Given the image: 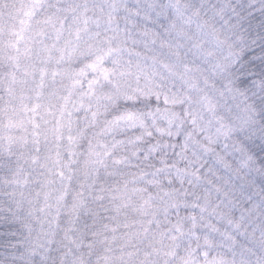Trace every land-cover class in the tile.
Returning a JSON list of instances; mask_svg holds the SVG:
<instances>
[{
  "label": "clouds",
  "instance_id": "clouds-1",
  "mask_svg": "<svg viewBox=\"0 0 264 264\" xmlns=\"http://www.w3.org/2000/svg\"><path fill=\"white\" fill-rule=\"evenodd\" d=\"M234 15L224 8L203 13L195 9L190 16L195 27L189 33L184 28L187 20H169L162 12L146 19L142 11L134 15L121 9V28L127 27L137 40L147 30L154 34L155 43L145 49L143 44L128 42L120 55V66L109 60L106 66L114 69L113 74L109 80L100 78L95 94L84 101L87 111L81 109V93L64 80L61 87L65 94L58 95L42 117L49 127L55 124L61 129L62 137L52 146H59L65 160L71 159L69 152L75 138L86 126L76 148L81 159L89 142L93 146H115L113 155L105 158L107 166L91 175L82 165L73 164L61 176L55 155L45 168L47 175L41 173L50 193L62 195L66 191L69 200L86 186L89 206L104 213L103 221L96 224V234L91 233L92 239L85 245L87 251L80 250L86 234L78 232L77 239L72 240L64 228L60 235L61 216L53 217L47 235H38V229L29 234L21 228L15 264H71L73 253L68 243L83 256L85 264H96V258L89 257L94 249L104 248L101 224L105 220L121 238L136 233L143 237V230L150 229L147 238L137 243L141 249L158 253L153 257L156 264H264V228L249 230V210L240 204L234 191L236 177L257 171L261 165L241 131L240 120L205 103L219 95L218 80L224 84V91H233L231 69L244 47L243 25ZM124 17L130 21L127 25ZM181 35L185 36L183 43L177 39ZM152 57L159 61L157 68L164 74L163 79L148 83L128 70V66L134 68L145 60L151 65ZM91 58L80 56L71 68L82 67ZM202 63L207 64L206 69L201 68ZM170 66L179 72L175 78L167 73ZM162 90L183 102L163 105L155 99ZM165 110L172 114L171 120L157 115ZM128 112L136 114L135 125L116 122L117 117ZM136 137H141L143 143L130 144ZM186 137H190L186 160L178 163L187 171L177 176L165 170L156 176L161 155H167L170 161L176 157L162 149L158 156L146 161L143 153L148 146L175 143L181 148ZM136 151L140 156L133 155ZM117 159L122 162L115 163ZM178 226L179 231H171ZM113 235L108 233L109 242Z\"/></svg>",
  "mask_w": 264,
  "mask_h": 264
},
{
  "label": "snow or ice",
  "instance_id": "snow-or-ice-1",
  "mask_svg": "<svg viewBox=\"0 0 264 264\" xmlns=\"http://www.w3.org/2000/svg\"><path fill=\"white\" fill-rule=\"evenodd\" d=\"M137 2L139 3V0ZM169 3L177 8L179 15L183 16V11L177 7L179 0H175V3L169 0ZM154 7L155 4L148 5L149 9ZM122 8L134 15L140 14L137 9L127 8V0H55V2L53 0H25L21 6V26L12 33L15 40L11 45L18 55L5 52L3 58L10 62L12 67L0 76V89L8 95H13L16 86L23 83L29 86V91L25 93L21 108L14 112V116H9L6 121L0 123V152L17 156V170L12 179L5 181V183L16 186L10 193L14 198V208H0V211L10 212L13 222L18 223L20 228L29 234L34 229H38V235H47L53 217L59 219L61 214L71 218L66 228L68 233L79 231L77 222L82 213H87L93 219L94 226L103 221L102 212L98 208L92 209L89 206L87 197L89 189L86 186H82L70 200L66 191L62 195L50 193L42 181L39 191H36L34 195L31 192L26 194L24 189L32 181L28 179L25 165L45 170L48 162L55 155L61 166V176L65 174L64 169L67 168L70 171L73 164L82 165L88 175L99 167L107 166L105 158L113 155L115 146L109 147L102 144L93 146L89 142L87 153L83 159L80 158V153L76 148L80 140L84 138L87 126L80 136L75 138L74 145L69 152L71 159L63 158L59 146L54 153L49 150L51 148L42 151V148H46L58 137H62L61 129L55 124L49 127L42 117L51 107V102L58 95L65 94L66 90L61 87L64 80L70 81L72 88L81 93V109L87 111L84 101L95 94L100 78L109 80L113 74L114 69L106 66L108 61L111 60L113 65L120 66V55L128 42L143 44L145 49H149V46L155 43L154 34L147 30L142 32L141 39L137 40L127 27L121 28L119 13ZM144 15L146 19L151 18L148 12ZM123 19L126 25L130 22L128 17ZM187 22H191V17ZM83 55L92 58L78 69L71 68L73 61ZM20 56L29 61L23 68L19 63ZM151 59V65L145 60L143 63L137 62L134 68L128 66V70L134 71L138 77L148 83L163 79L164 74L157 68L159 61L155 57ZM167 73L173 78L179 75L175 66L167 67ZM155 99L163 105L183 102L163 90L157 93ZM157 115L160 119H172V114L166 110L158 111ZM85 119L87 120L88 117L86 116ZM192 121L196 123L195 115H192ZM116 122L135 125L137 116L128 112L117 117ZM12 128H16L19 135L12 133L10 131ZM189 139L190 137L185 138L181 148H177L175 143L163 146L149 145L143 153V159L146 161L154 159L162 149L171 152L176 159L170 161L167 155H161L155 175L159 176L165 170H170L177 176H182L187 169L181 168L178 162L186 160L185 152L188 149ZM129 143H143V139L136 137ZM15 145L21 147L22 150L19 153L12 151ZM133 155L140 156V152L136 151ZM121 162L119 159L115 161L117 164ZM169 182H172L171 177H169ZM17 196L19 198H16ZM192 220L195 221L194 215ZM101 227L104 230V248L103 252L97 255L96 264H156L153 257L158 256V253L147 248L141 249L137 243L147 238L150 229L143 230V237L140 233H136L134 236L121 238L115 235L118 230L107 223H102ZM192 227H196L195 223ZM179 230V226L171 229L173 232ZM110 232L114 234L111 242L108 238ZM12 234L15 235V233ZM92 234H96V227ZM118 240L119 243H117ZM71 264H85L83 256H75Z\"/></svg>",
  "mask_w": 264,
  "mask_h": 264
},
{
  "label": "trees",
  "instance_id": "trees-1",
  "mask_svg": "<svg viewBox=\"0 0 264 264\" xmlns=\"http://www.w3.org/2000/svg\"><path fill=\"white\" fill-rule=\"evenodd\" d=\"M222 1L227 5L225 10L229 14H235L234 19L239 20L244 29L242 54L236 58V62L231 69L232 75L230 79L233 83V91L227 92L230 94L232 102L237 104L240 118L242 117L241 131L247 138V143L252 149L258 164L261 165V168L255 172L259 184L261 183V188L264 190V0ZM24 3L25 0H0V53L6 52L13 43L11 31L14 27L20 26L21 6ZM173 3H175V0H173ZM149 4H155V7L149 9ZM127 7L135 8L143 13L148 12L151 17L150 19L155 18L156 12H162L167 15L169 20L178 19L179 22L183 18H189L191 12L195 9H199L203 13L211 8H222L223 5L218 0H179L177 7L183 11V16L178 14L177 8L172 7L169 0H139V3L137 0H127ZM137 19H140V17H137ZM194 27L195 25L192 24V28H185L190 33ZM221 83L220 81V87L223 84ZM218 91L220 92V88ZM2 94L4 95L5 92L3 91ZM223 102L224 106L221 111L231 113L230 104H227L228 100L225 97ZM245 105H247V108H245ZM2 107L5 106L0 101V110ZM253 120L255 121L254 123ZM21 150L19 145H15L12 151L19 153ZM4 154L5 152L0 153L2 155L0 156V164L5 163L4 159L6 157ZM9 162L12 167L17 166V156L11 155ZM21 163L23 162L21 161ZM0 169H3V166ZM41 173L47 175L43 169L33 168V172L31 173L33 182L39 183L43 180L44 176L42 177ZM36 188L39 189L40 186L38 185ZM247 191L249 189H237V200L242 201L240 204L246 209L248 207L254 208V212L256 213L255 216L253 215V218L256 219L254 228L258 229V226L264 228V209H261L258 204L260 199L249 195ZM103 215L104 213H102ZM61 217L60 223L63 225L62 229L67 228L69 224L65 223V221L68 218L63 214H61ZM104 222L106 223L107 221L105 220ZM95 227L93 219L89 215L82 213L81 218L77 222L79 231H76L77 233L86 234L83 237L84 243L80 244L81 251H87L85 245L92 239L91 233ZM60 235L63 236V233H60ZM53 244L52 246L55 247V241ZM68 247L72 249V259L79 255V252H77L71 243H68ZM102 252V247L94 249L93 255L89 259L94 260ZM157 259L159 258L157 257ZM0 264H2V261H0Z\"/></svg>",
  "mask_w": 264,
  "mask_h": 264
},
{
  "label": "rangeland",
  "instance_id": "rangeland-1",
  "mask_svg": "<svg viewBox=\"0 0 264 264\" xmlns=\"http://www.w3.org/2000/svg\"><path fill=\"white\" fill-rule=\"evenodd\" d=\"M219 1H221L222 5H223L222 8L226 9L227 5L225 4V2L222 0H218V2ZM181 20H187L188 21V18L186 17V18H183ZM192 24H193V22L191 20V22H187L184 24V28L185 27H191L192 28ZM20 26L14 27L13 30L11 31V33H13L14 30L19 28ZM12 36H13V42H14L15 36L13 34H12ZM177 39L181 43H183L185 40V37L183 35H181V36H178ZM21 49H23V45H21ZM6 52L8 54H11V55H18L15 53V51L12 47L8 48ZM4 54H5V52L0 53V76H2L4 73L8 72L12 67L10 62L6 61V59L3 58ZM19 63L21 65V68H23L25 65H27L29 63V61L25 57L20 56ZM200 66L202 69L207 68V64L202 63ZM219 83H220V81L218 80L217 84L219 85ZM219 88H220V92L218 91L219 95H217L215 98L211 99L210 102L206 101L205 103L209 107H212L213 109L221 110L224 106L223 101H224V97H225V99L228 100L227 104L228 103L230 104L231 114H234L240 120V123L242 125V121H241L242 117L240 118L239 109L236 106L237 104L232 102L233 100H232V98H230V94L227 91L223 90L224 84H222L221 87L219 86ZM28 91H29V86L26 84H23V83H20L16 86V91L13 95H8L6 92L3 95L2 94L3 90L2 89L0 90V93H1L0 101H2L3 105L5 106V107H2V109L0 110V123L6 121L9 116H14V112L18 111L21 108L22 100L24 99L25 93ZM173 91H175L174 87H173ZM223 112L226 113V111H223ZM5 113H7V115H5ZM37 119H39V117H37ZM10 131L16 135H19V131L16 128H12ZM48 148H51L53 153L55 152V148L52 146V144L48 145L46 148H42V151H47ZM0 153H3V152H0ZM4 155L6 157L4 159L5 163L0 164V167L3 166V169H0V171H1L0 172V208H7V207L14 208V202H13L14 198L10 195V193L13 192V190L16 188V186L13 184L5 183V181L13 178V174L16 172L17 166L12 167L10 165V162H9L10 155L8 153L5 152ZM0 156H2V155H0ZM0 160H1V158H0ZM25 170L28 173V179L30 181H32V183L30 185H28L27 187H25L24 191L26 194L31 192L34 195L36 191L40 190V188L39 189L36 188L38 185L40 186V182L39 183L33 182V180L31 179V173L33 172V168L25 165ZM44 173L47 174L45 170H44ZM260 184H259L258 177L256 176V172L251 171V172H248L246 175H241V176H238L235 178V189H234V191L236 192V190L239 188H242L244 190L249 189V191H247L248 194L252 195L255 198H259L260 199V201L258 202L259 207L261 209H264V190L261 188ZM16 198H19V197L17 196ZM239 202H242V201H239ZM244 209H246V208H244ZM248 210H249V212H248L247 220L251 221V223H249V230H251L252 228H254V223H255L256 219L253 218V215L255 216L256 213L250 207H248ZM60 220H59V224L61 226L60 233H63V229H62L63 225L60 223ZM259 229H260V227L258 226L257 230L259 231ZM12 233H15V235H13ZM76 234H77L76 231L75 232L72 231L69 234L71 236L72 240H76V238H77ZM20 236H21L20 225L18 223L13 222L12 214L10 212H7V211H0V261H2V264H15L14 254L16 251V247L19 244Z\"/></svg>",
  "mask_w": 264,
  "mask_h": 264
}]
</instances>
